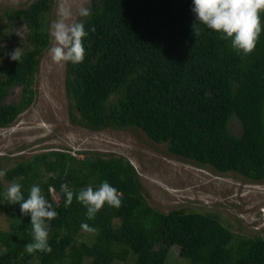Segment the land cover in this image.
Here are the masks:
<instances>
[{"label":"trees","instance_id":"trees-1","mask_svg":"<svg viewBox=\"0 0 264 264\" xmlns=\"http://www.w3.org/2000/svg\"><path fill=\"white\" fill-rule=\"evenodd\" d=\"M52 5L53 0H34L0 13V33L16 23L27 29L19 61L0 62V127L14 122L35 98V74L50 44ZM88 6L91 15L82 21L95 31L84 38L85 58L66 62L72 123L91 130L137 127L174 155L264 179V31L244 54L195 20L191 0H90ZM13 86L21 87V96L7 103ZM232 117L241 124L238 135L229 129ZM5 176L17 178L25 196L39 184L58 215L48 225L51 251L28 253L30 216L21 215L19 202L0 197L10 220L9 229L0 230V264H115L130 256L132 264H169L175 245L184 264H264V235H236L211 212L152 207L134 166L122 156L76 158L50 150L18 162ZM103 180L121 193L119 208L105 203L88 219L75 196L64 206L61 183L78 191Z\"/></svg>","mask_w":264,"mask_h":264},{"label":"rangeland","instance_id":"rangeland-1","mask_svg":"<svg viewBox=\"0 0 264 264\" xmlns=\"http://www.w3.org/2000/svg\"><path fill=\"white\" fill-rule=\"evenodd\" d=\"M34 0H0V13L8 8L24 7ZM72 3L73 0H68ZM58 0H53L48 14L56 19ZM83 20V17H76ZM27 29L19 23L0 33V62L10 60L15 48L25 47ZM44 50L35 74V98L10 125L0 127V170L6 171L20 161L50 150L68 152L76 158L87 155L122 156L129 160L138 174L145 200L152 207L168 212L177 208L187 211L215 213L234 234L245 237L264 235V179L251 180L237 172H219L209 165L171 153L165 142H155L137 127H106L91 130L70 120L71 101L65 89L66 62L54 63ZM21 87L13 86L5 99L19 100ZM229 129L238 135L241 124L236 117L229 121ZM17 179V178H16ZM16 179L0 176L5 189ZM52 198L58 194L51 191ZM10 220L0 209V230H8ZM89 240L91 234L84 232ZM82 237V236H81ZM115 264H132L127 261ZM169 264H184L178 247H171Z\"/></svg>","mask_w":264,"mask_h":264},{"label":"clouds","instance_id":"clouds-1","mask_svg":"<svg viewBox=\"0 0 264 264\" xmlns=\"http://www.w3.org/2000/svg\"><path fill=\"white\" fill-rule=\"evenodd\" d=\"M90 0H58L56 19L50 22L49 36L51 45L48 55L54 63L71 62L78 64L85 58L84 38L89 31H95L94 26L85 28L82 20L76 17H89L91 8ZM191 11L195 20L205 25L208 29L220 34V38L229 41L231 47L244 54L250 53L262 31L261 13L264 12V0H191ZM10 59L19 61L21 52L19 47L7 53ZM5 173L0 170V176ZM60 191L64 194V206L71 205L73 198L82 204L85 215L93 219L96 213L107 203L109 206H121V193L111 185L108 180H103L95 188L87 185L74 191L67 183H61ZM0 197L7 202H19L22 216H30L32 240L26 244V251L50 252L49 228L50 222L58 215L51 201L46 199L39 184H32L27 190V195L22 191L19 182L10 183ZM81 227L91 230L89 225L82 222Z\"/></svg>","mask_w":264,"mask_h":264}]
</instances>
